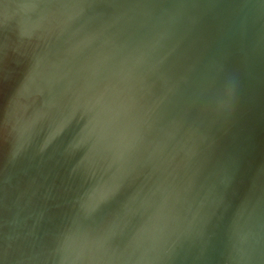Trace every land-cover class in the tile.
Wrapping results in <instances>:
<instances>
[{
  "label": "water",
  "instance_id": "obj_1",
  "mask_svg": "<svg viewBox=\"0 0 264 264\" xmlns=\"http://www.w3.org/2000/svg\"><path fill=\"white\" fill-rule=\"evenodd\" d=\"M0 264H264V0H0Z\"/></svg>",
  "mask_w": 264,
  "mask_h": 264
}]
</instances>
